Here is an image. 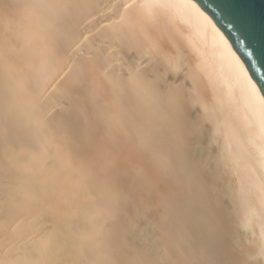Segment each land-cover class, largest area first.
Returning a JSON list of instances; mask_svg holds the SVG:
<instances>
[{"label":"bare ground","instance_id":"6f19581e","mask_svg":"<svg viewBox=\"0 0 264 264\" xmlns=\"http://www.w3.org/2000/svg\"><path fill=\"white\" fill-rule=\"evenodd\" d=\"M262 96L195 0H0V264H264Z\"/></svg>","mask_w":264,"mask_h":264},{"label":"water","instance_id":"95a60500","mask_svg":"<svg viewBox=\"0 0 264 264\" xmlns=\"http://www.w3.org/2000/svg\"><path fill=\"white\" fill-rule=\"evenodd\" d=\"M225 33L264 95V0H195ZM244 12L248 26L242 31L229 22L230 12Z\"/></svg>","mask_w":264,"mask_h":264},{"label":"snow or ice","instance_id":"6c2138e0","mask_svg":"<svg viewBox=\"0 0 264 264\" xmlns=\"http://www.w3.org/2000/svg\"><path fill=\"white\" fill-rule=\"evenodd\" d=\"M166 5L164 4H155L153 5V7H165ZM192 7H195V4H192ZM199 11V9H197ZM201 15H203V13H201ZM230 15H232L233 19L230 20L229 22L233 25V27L237 28L238 31H242L244 29L247 28L248 26V20L244 14L243 11L241 10H233L230 12ZM205 19H208L207 17H205ZM211 22V21H209ZM213 27H215V25H213ZM239 63V60H238ZM241 70L242 71H246V69H244L243 64H240ZM249 82L251 83V80H249ZM138 84H141L142 82L137 81ZM253 89H256V85L253 83L252 84ZM262 99H264V96H262Z\"/></svg>","mask_w":264,"mask_h":264}]
</instances>
